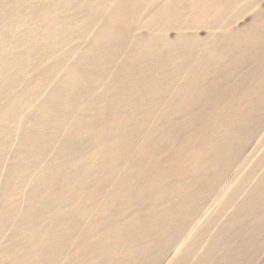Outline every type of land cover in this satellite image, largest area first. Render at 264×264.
Instances as JSON below:
<instances>
[{
	"label": "bare ground",
	"instance_id": "1",
	"mask_svg": "<svg viewBox=\"0 0 264 264\" xmlns=\"http://www.w3.org/2000/svg\"><path fill=\"white\" fill-rule=\"evenodd\" d=\"M260 2L0 0V264L255 262Z\"/></svg>",
	"mask_w": 264,
	"mask_h": 264
},
{
	"label": "rangeland",
	"instance_id": "2",
	"mask_svg": "<svg viewBox=\"0 0 264 264\" xmlns=\"http://www.w3.org/2000/svg\"><path fill=\"white\" fill-rule=\"evenodd\" d=\"M260 5H264V0H263V2H260ZM250 20V14H246L242 19H240L239 21H238V23H237V25H242L243 23H245V22H247V21H249ZM206 32H207V30H205V29H201V30H199V34L201 35V36H204L205 34H206ZM168 35L169 36H173V31H171L170 30V32H168ZM232 81H233V79H228L227 81H225L224 83H225V85H231L232 84ZM189 129L188 128V126H186L185 127V125L182 127V130L183 131H187V130H184V129ZM234 172V171H233ZM231 176V175H230ZM253 264H264V250H263V252L256 258V260H255V262L253 263Z\"/></svg>",
	"mask_w": 264,
	"mask_h": 264
}]
</instances>
